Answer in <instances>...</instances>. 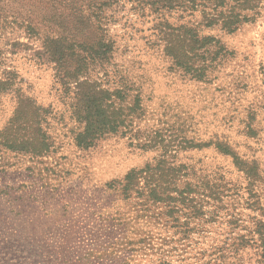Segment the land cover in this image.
I'll return each instance as SVG.
<instances>
[{
    "label": "rangeland",
    "instance_id": "374dc122",
    "mask_svg": "<svg viewBox=\"0 0 264 264\" xmlns=\"http://www.w3.org/2000/svg\"><path fill=\"white\" fill-rule=\"evenodd\" d=\"M34 1L0 13V264H264L235 247L264 226V0ZM75 7L113 42L87 68L43 46ZM90 88L112 126L81 148ZM132 169L160 199L125 197Z\"/></svg>",
    "mask_w": 264,
    "mask_h": 264
},
{
    "label": "trees",
    "instance_id": "16d2710c",
    "mask_svg": "<svg viewBox=\"0 0 264 264\" xmlns=\"http://www.w3.org/2000/svg\"><path fill=\"white\" fill-rule=\"evenodd\" d=\"M30 0H11L13 4H16V9L20 10V14H22L24 10L25 4H28ZM41 0H37L32 2L31 7L36 5ZM196 1V0H191ZM153 0H146V4L149 6H152ZM62 4V1L60 2ZM150 3V4H149ZM193 3V2H192ZM150 6V7H151ZM9 9V0H0V13L8 11ZM70 15L61 16V13L58 14V17H62L61 24L65 27V32H63L65 35H59V36H52L47 37L44 40L43 46H45L46 52L54 61L55 63H63L67 58H75L77 61V67L80 66L86 67L87 65H91L96 63L97 61H103L107 60L110 52L113 50V42L111 40L103 39L102 37H96L94 32V27L92 22L89 20V17H86L82 15V10L80 8H71ZM26 11L27 8L25 9ZM49 18H53L55 15L51 14L48 15ZM47 16V17H48ZM67 17V18H66ZM70 17V18H68ZM235 16L228 17L227 26L230 30H233L235 26L237 25L236 20H234ZM79 21H77V20ZM231 19V20H230ZM25 24L26 29L33 30V26L29 23L28 20ZM77 21V22H75ZM211 21L215 22V18H212ZM58 23V22H57ZM165 29H169V27L165 26ZM71 30L75 31L73 34L71 33ZM173 31L170 34H176V40L174 41L171 48L167 49L170 50L171 53L174 55V58L176 61L181 63L182 57L180 55V48H182L183 51H185V47L191 46L190 51H196L197 49L193 47V45H197L199 43V38L197 35L194 34V31L191 29H185V28H177L172 29ZM184 30V38H187V42L185 41H179L180 31ZM171 31V30H170ZM86 32V33H85ZM177 32V33H175ZM81 36L82 40L75 38V36ZM183 40V39H181ZM187 44V45H186ZM167 46H170V44H167ZM184 47V48H183ZM79 71H76L77 74ZM81 107H82V119L87 123V127L84 131V133L80 136H77V145L81 148H87L96 138L101 136L106 129L110 130L112 124H107L106 119L111 118L110 115H107L106 108L103 105V101L111 95L109 92L105 91H99L96 92V90H93L92 88L87 89L86 92H81ZM25 102L27 100L21 101L19 105V110L23 112V108L25 105ZM23 117V116H21ZM80 138V140H79ZM89 144H86V143ZM84 143V144H82ZM22 147H25V144H19ZM32 145V144H30ZM43 144H37L34 146L33 150H36L38 152H42L41 148ZM223 146V145H222ZM221 152L227 154L228 156L232 157L235 161V165L238 167L239 170L243 171L244 174L247 176H251L253 172V166H244L245 164L243 162H238L239 157L229 148L224 147L221 149ZM144 170L136 171L135 169L130 170L125 175V184L122 188L125 197H130L132 195H136L139 197L146 198L147 200L149 197L153 200H158L155 186L153 184V180H147L145 187H140L139 183L136 182L137 178L141 173H143ZM149 196V197H148ZM192 214L196 215L197 211L200 209H197L195 206H193L191 209ZM250 237L249 239L245 238V236L241 237V241L236 245L235 247L245 249L247 247L251 248V242L254 243V248L256 249V252L258 253L259 257L264 259V226L263 225H255L254 229L249 233ZM251 241V242H250ZM236 248V250H238ZM213 264H232V263H224V262H214Z\"/></svg>",
    "mask_w": 264,
    "mask_h": 264
}]
</instances>
